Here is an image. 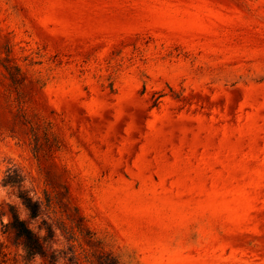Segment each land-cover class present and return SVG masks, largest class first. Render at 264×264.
Instances as JSON below:
<instances>
[{
	"label": "rangeland",
	"instance_id": "1",
	"mask_svg": "<svg viewBox=\"0 0 264 264\" xmlns=\"http://www.w3.org/2000/svg\"><path fill=\"white\" fill-rule=\"evenodd\" d=\"M8 173L0 264H51L14 209L62 264H264V0H0Z\"/></svg>",
	"mask_w": 264,
	"mask_h": 264
},
{
	"label": "trees",
	"instance_id": "2",
	"mask_svg": "<svg viewBox=\"0 0 264 264\" xmlns=\"http://www.w3.org/2000/svg\"><path fill=\"white\" fill-rule=\"evenodd\" d=\"M4 69L10 74V68L8 66H4ZM19 75V74H18ZM14 79V78H13ZM16 79V78H15ZM17 79L15 80L17 89H21L23 84V75L20 74ZM25 104H21L18 107L19 113L22 121L24 124L27 125L29 128L34 129L35 137L37 138V143L40 142V135L43 132L44 136L51 137L52 132L50 128H42L44 127V121L35 116L34 114H30L26 109ZM15 178L12 177L10 173H8L3 181L0 183L3 186H11L17 189V197L21 201L22 205L25 209L29 212L31 218H37L40 216L42 211V202L39 198H37L36 194L33 190L27 188L26 186V179L22 176H19V180H14ZM11 226L16 234L22 239V247L25 254L34 260L36 258H44L48 255V252H51V264H62V261L65 260V257L62 256V252L54 249L55 243L49 239H43L38 233H36L24 220L17 210H13L12 214V221ZM73 256L76 258L75 264H81L78 258V252L74 251ZM67 264V263H64ZM97 264H121L120 260L117 256H114L111 252L103 253L97 258Z\"/></svg>",
	"mask_w": 264,
	"mask_h": 264
}]
</instances>
